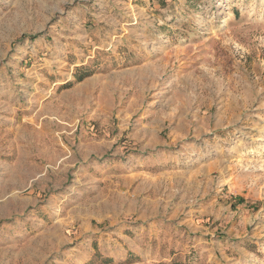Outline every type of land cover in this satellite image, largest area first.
Listing matches in <instances>:
<instances>
[{"label": "rangeland", "instance_id": "374dc122", "mask_svg": "<svg viewBox=\"0 0 264 264\" xmlns=\"http://www.w3.org/2000/svg\"><path fill=\"white\" fill-rule=\"evenodd\" d=\"M0 264H264V0H0Z\"/></svg>", "mask_w": 264, "mask_h": 264}]
</instances>
